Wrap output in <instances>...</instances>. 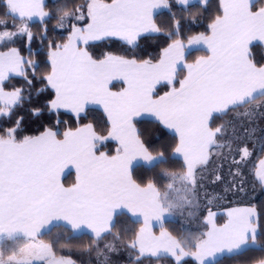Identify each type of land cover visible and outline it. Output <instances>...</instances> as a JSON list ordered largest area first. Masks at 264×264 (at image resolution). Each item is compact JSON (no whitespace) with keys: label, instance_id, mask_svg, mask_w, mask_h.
<instances>
[{"label":"snow or ice","instance_id":"obj_1","mask_svg":"<svg viewBox=\"0 0 264 264\" xmlns=\"http://www.w3.org/2000/svg\"><path fill=\"white\" fill-rule=\"evenodd\" d=\"M174 6L187 10L192 5L190 0H72L71 8L65 3L57 9L54 26L65 29L67 36L59 43L49 41L45 59L38 61L8 45L22 38L31 48L34 34L29 25L34 18L41 25V43L47 39L52 13L45 11V0H0V48H6L0 51V264H76L58 254V240L40 239L44 231L87 229L98 240L112 233L124 213L142 217L143 225L125 245L130 264L167 257L174 264H183L186 257L210 264L224 253L253 247L264 251L258 243L264 224L255 207L230 208L225 222L217 224L212 206L219 194L206 190L202 175L207 171L213 185L222 183V171L210 166L219 160L222 169L223 161L230 159L236 171L228 190L244 191L243 179L239 185L235 181L253 155L251 140L238 135L235 125L230 134L215 120L258 96L264 98V63L258 64L251 52L254 41L264 43V0H220L207 32L189 36L187 44ZM200 6L206 10L208 0H201ZM161 8L170 13L167 26L156 20ZM153 40L158 47L164 45L157 57L147 51ZM96 42H118L120 50L95 53L90 49ZM192 46L207 54L187 63L186 50ZM39 54L30 51V56ZM41 64L48 70L39 72ZM181 72L183 77L177 79ZM12 76L22 83L8 90L6 81ZM113 80L125 86L113 92ZM158 85L168 90L160 94ZM25 104L31 105L28 112L34 121L41 122L36 134H24L25 118L18 109ZM90 105L102 107L110 125L107 134L93 123L61 133L58 119L43 122L61 109L74 113L78 121L87 119ZM142 116L171 131L175 145H162L154 155L136 126ZM243 130L255 135L252 129ZM108 140L117 144L114 154L102 150ZM169 159L181 161V170L159 172L160 179L168 181L163 187L155 176L136 178L138 165L151 170ZM70 166L76 176L66 187L61 177ZM254 176L264 189V159ZM177 211L189 220L203 217L206 230L173 235L165 222ZM153 221L159 235L152 231ZM106 247L119 254L114 245ZM104 264H111L109 256Z\"/></svg>","mask_w":264,"mask_h":264},{"label":"trees","instance_id":"obj_2","mask_svg":"<svg viewBox=\"0 0 264 264\" xmlns=\"http://www.w3.org/2000/svg\"><path fill=\"white\" fill-rule=\"evenodd\" d=\"M76 4L82 2V0H74ZM65 3L68 4V7H72V0H45V11L52 13V15L47 18L48 23V36L47 39L41 43V25L39 21L33 20L30 22L31 31L34 34V40L32 41L31 48L29 49V45L25 39L17 38L14 44H9L8 47H18L21 49L22 55L26 58L36 59L38 61H42L45 59L43 53L47 52V43L49 41L62 42L64 38L67 36V31L65 29H58L54 26L56 25V18L58 16L57 9L63 7ZM220 0H208V8L206 10L202 9L200 4L201 2L196 1L191 3V7L187 10H184L182 7L174 6L172 11L175 12L176 17L181 19L180 24V33L181 38L184 39V42H187V38L191 35L198 34L200 32H207V24L210 22L211 17L217 14L219 10ZM2 11V8H0ZM156 20L158 23L164 24L167 26L170 23V13L167 9H161L156 13ZM152 47L147 48V51L153 57H157L159 55L160 47L164 45L161 43L158 47L156 45V41H150ZM6 50V48H0V51ZM95 53H99L100 51H119V43L112 42L110 44H105L104 42H97L96 46L90 49ZM31 53H40L39 55L30 56ZM251 52L254 60L258 64L264 63V43H256L251 46ZM207 53L204 50H194L188 52L187 54V62H193L197 57L201 55H206ZM47 65L41 64L39 72L43 73L47 71ZM184 73L181 72L177 79H181ZM22 81L17 77H11L9 81H6V88L10 90L14 86H20ZM178 87V83L176 85ZM37 87H42V85H37ZM121 84H113L112 88L120 89ZM168 88L164 85H158V91L160 94L167 91ZM32 96L35 100V90H32ZM259 103L256 104L260 107H264V98L258 100ZM252 104H247L242 107H238L234 112L229 113L227 116L221 118H217L215 120V124H224V126L228 129L229 133L232 132V125L236 126L237 134L240 136L247 135L251 140L250 146L255 145L253 142L256 134L260 135L259 143L256 148V151L253 155L245 161L242 166L241 171H243V176L245 177L243 188V192H237L235 188L228 190L231 183L228 181H223L217 187H214L208 191H212L214 193L219 194V199L215 200L212 206V210H221L231 206L237 205H249L255 207L258 214H260V223L264 224V189H262L256 180L254 173L257 167L259 160L264 157V114H257L255 116H251L252 113H256V109L254 108L252 111H248L247 109L251 107ZM255 105V106H256ZM254 106V105H253ZM31 107L29 104H25L22 109H18V114L23 115L24 120V134H36L39 127L40 121H34V119L30 116L28 112V108ZM259 107V108H260ZM248 111L245 112L244 111ZM243 112V113H242ZM250 112V113H249ZM258 112V110H257ZM242 113V114H241ZM248 114V115H247ZM252 119L254 132L255 126L257 122H262L263 126L261 131L252 135L251 132L245 133L244 126L245 123L249 119ZM15 119V117H13ZM59 120L61 123L58 125V131L63 133L68 128H72L73 130L85 123H93L99 132L107 134V131L110 127L108 124L107 118L102 110L90 107V111L88 113L87 119L77 120L75 115L59 112V114H53V116L48 117V119L44 120V123L54 122L55 120ZM242 125V127H241ZM137 128L143 133V139L146 144L150 146L153 150V154H157L161 149L162 145H168L169 149L175 145L176 140L174 135L169 133L166 129H161L160 126L156 124L154 120L145 119V118H137L136 120ZM251 129V128H250ZM164 132L165 135H161V132ZM116 148V144L111 141H106L104 143L103 151H106L110 154H114V150ZM227 163L231 164V160H226ZM220 163L219 160L213 161V165L217 166ZM211 167V166H210ZM231 171H236L231 165ZM176 171L179 172L181 170V161L176 159H169L167 164H161L158 167L152 168L151 170H147V167L144 165H138L135 176L138 180H147L153 176L156 177L157 182L163 187L168 181L161 180L157 175L161 171ZM74 181V173L69 172L63 179L64 185H70ZM239 185L240 183L237 181L236 183ZM203 195V192L201 193ZM224 197V198H223ZM200 217L198 220L199 223H202ZM224 220V215H217L218 223H221ZM142 222L130 216L128 213H124L117 218L116 226L112 229L111 234H105L102 238L96 239L89 234H73L71 231H66L62 227H53L50 228L40 236V239L44 242H51L53 239L58 240L57 250L58 254L67 256L74 260L76 264H98V253H100L105 245L108 243L115 244L121 250L129 252V250L125 247V245L132 238V234L139 230ZM165 228L172 232L173 235L177 237H181L186 229L184 228L183 222L178 219H167L165 222ZM155 231H158L159 228H155ZM119 234L120 239H115V235ZM258 243L261 246H264V232L258 234ZM124 251V252H125ZM127 264H130L128 257L125 254L122 256ZM264 259V251H261L257 247L250 248L242 253L224 256L221 259L217 260L211 264H255L258 261ZM141 264H174V261L168 258H145L142 260ZM183 264H196L192 259L188 258L183 261Z\"/></svg>","mask_w":264,"mask_h":264},{"label":"rangeland","instance_id":"obj_3","mask_svg":"<svg viewBox=\"0 0 264 264\" xmlns=\"http://www.w3.org/2000/svg\"><path fill=\"white\" fill-rule=\"evenodd\" d=\"M196 1H200L201 2V0H190V4L193 3V2H196ZM34 20H37L38 21V19H36V18H34ZM259 107L260 106H258V105H256V106H252L251 105V107H249L247 110L248 111H250V110L252 111L255 108L256 109L255 112H257V110H258V113L264 114V107H260V108ZM256 125L257 126H255L256 127L255 128V130H256L255 133H257V132L259 133L261 131V128H262L263 124H262V122H257ZM244 126L246 128H248V129H250V128L253 129V124L252 123H245ZM259 138H260V135H257L256 134V136H255V138L253 140V142H255V145L250 146V147H252L254 149L253 153L256 151V148H257L258 143H259ZM219 165H220V163L217 166L211 165V167L214 166L216 171H222L223 181H226V182L229 181L232 184V182H233L232 173L233 172L231 171V167H230L231 164L230 163H227L226 161H223V168L222 169L219 167ZM202 175L204 176L203 183L207 186L206 190H210V189H212V188L217 187L218 185H220V184L213 185L211 183V181L208 179L209 173L207 171H205L204 173H202ZM241 179H243V181H244L245 180V177L244 176H242V178L241 177H237L235 183H237V181L240 183L241 182ZM243 185L245 186L244 183H243ZM171 216L174 217V218L180 219L183 222V224H200L198 220H189V219L186 218V216L181 215L178 211L177 212H174ZM190 232L194 233V231L191 230V229H190ZM109 244L114 245L115 248L118 250L119 254L117 255V254H115L113 252H110L109 249L105 245V247L100 252V255L98 257L99 258L98 259V264H104V257L105 256H109L110 257L111 264H125V261L126 260L122 256L124 254L126 256H129V253H127V254L124 253V251L121 250L120 248H118V246H116L115 244L108 243L107 245H109Z\"/></svg>","mask_w":264,"mask_h":264},{"label":"crops","instance_id":"obj_4","mask_svg":"<svg viewBox=\"0 0 264 264\" xmlns=\"http://www.w3.org/2000/svg\"><path fill=\"white\" fill-rule=\"evenodd\" d=\"M200 2V1H199ZM161 9H164V8H161ZM161 9H158L157 11H156V13L159 11V10H161ZM97 43V42H96ZM256 43H262V42H258V41H254L253 42V44H256ZM185 44H187V42L185 43ZM252 44V45H253ZM251 45V46H252ZM194 50H203V48L202 47H200V46H192V47H189L187 50H186V56H187V54H188V52H191V51H194ZM187 63H192V62H187ZM12 77H14V76H12ZM113 84H121V88L120 89H114V88H112V85ZM125 85L120 81V80H113L112 82H111V84L109 85V88L113 91V92H117V91H120L123 87H124ZM179 86V85H178ZM261 99V97H257L255 100H253V101H251L249 104H252V106L254 105H256V104H258L259 103V101L258 100H260ZM90 107H95V108H98V109H100V110H102L103 111V109H102V107H100V106H97V105H90L89 106V108ZM61 112H66V113H69V114H72V115H75L74 113H72V112H70V111H67V110H64V109H61L60 110ZM251 111V110H250ZM245 112H248L247 110L246 111H244V113ZM104 113V112H103ZM243 113V112H242ZM250 113V112H249ZM248 115V114H247ZM138 118H145V119H150V120H154L151 116H142V117H138ZM155 121V120H154ZM169 133H171V134H173L171 131H169V130H167ZM108 141H111V142H114L115 144H116V142L115 141H113V140H108ZM116 147H117V144H116ZM261 159H264V157H262ZM259 163V162H258ZM141 165H143V164H141ZM257 166H258V164H257ZM255 171H256V169H255ZM69 172H73L74 173V181H75V176H76V173H75V169L74 168H72L71 166L69 167V168H67V169H65V171H64V174L62 175V177H61V179H62V182H63V179H64V177L69 173ZM74 181H73V183H74ZM72 184V183H71ZM70 184V185H71ZM70 185H65L66 187L67 186H70ZM236 207H253V206H249V205H237V206H231V207H228V208H225V209H221V210H216V211H214V212H216L217 213V215L219 214V215H224V220L221 222V223H218V221H217V215H216V217H215V220H216V223L217 224H223L224 222H225V220L227 219V216H226V213H227V210L228 209H230V208H236ZM130 216H132L131 214H129ZM133 218H135V219H137V220H140L141 222H142V217H134V216H132ZM174 219V217H172L171 215L170 216H168L167 217V219ZM166 219V220H167ZM202 221V223H200V224H183L184 225V228L186 229V231H190V229L191 230H193L194 231V234H196V235H199V233L200 232H203V231H205L206 230V228H205V225H204V222H203V220H204V218H202L201 219ZM143 225H141L140 227H142ZM155 228H159V226H158V224H156V222L155 221H153V228H152V231H153V233L155 234V235H159V233H160V228H159V230L158 231H155L154 229ZM46 231V230H45ZM73 234H89V235H91V236H93V234L90 232V230H87V229H85V230H83V231H80V232H72ZM94 237V236H93ZM123 251H125L124 249H122ZM124 253H129V252H127V251H125ZM235 254H239V253H234V254H231V255H235ZM230 254H227V253H224V254H222V255H217L216 257H215V259L214 260H212L211 262H210V264L211 263H214V262H216L217 260H219V259H221L222 257H224V256H231ZM168 259H171V260H173L171 257H167ZM188 258H190V259H192L196 264H197V262H196V260L193 258V257H186V258H184V260L185 259H188ZM174 261V260H173ZM125 264H127V262L125 261ZM255 264H258V263H255Z\"/></svg>","mask_w":264,"mask_h":264}]
</instances>
